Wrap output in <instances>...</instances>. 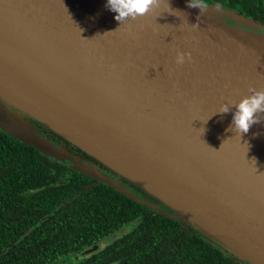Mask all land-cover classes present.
Listing matches in <instances>:
<instances>
[{
  "label": "water",
  "instance_id": "1",
  "mask_svg": "<svg viewBox=\"0 0 264 264\" xmlns=\"http://www.w3.org/2000/svg\"><path fill=\"white\" fill-rule=\"evenodd\" d=\"M203 2L200 14L187 0H159L119 25L105 0H0V129L181 220L241 262L264 264V122L239 137L226 131L232 112L212 114L250 87L264 90V33L242 26L260 23ZM177 52L190 59L175 64ZM27 117L171 211L56 144Z\"/></svg>",
  "mask_w": 264,
  "mask_h": 264
},
{
  "label": "trees",
  "instance_id": "2",
  "mask_svg": "<svg viewBox=\"0 0 264 264\" xmlns=\"http://www.w3.org/2000/svg\"><path fill=\"white\" fill-rule=\"evenodd\" d=\"M226 1L264 26V0ZM27 119L56 144L67 142ZM122 182L145 198L142 189ZM137 219L123 237L79 257ZM186 225L183 229L181 220L152 211L0 129V264H245Z\"/></svg>",
  "mask_w": 264,
  "mask_h": 264
},
{
  "label": "clouds",
  "instance_id": "3",
  "mask_svg": "<svg viewBox=\"0 0 264 264\" xmlns=\"http://www.w3.org/2000/svg\"><path fill=\"white\" fill-rule=\"evenodd\" d=\"M187 2L188 7L198 8L200 14L206 9L203 0H187ZM158 4L159 0H105L104 7L115 13L114 19L121 25L127 20H136L138 17L147 15ZM198 18L199 16L197 23L191 24L193 27L198 25ZM117 29L110 32H115ZM186 59H190L189 53L177 52L175 64L182 65ZM249 93V95L242 96L238 101L221 104L218 111L212 113L214 115L232 112V119L226 131H231L239 137L241 134H246L253 125L264 122V90L258 91L250 87Z\"/></svg>",
  "mask_w": 264,
  "mask_h": 264
},
{
  "label": "flooded vegetation",
  "instance_id": "4",
  "mask_svg": "<svg viewBox=\"0 0 264 264\" xmlns=\"http://www.w3.org/2000/svg\"><path fill=\"white\" fill-rule=\"evenodd\" d=\"M203 1H205V2H208V3H213V4H215V5H217V6H220V7H222V8H224V9H227V10H231V11H233V12H235V13H237V14H240V15H243L244 17H246V18H248V19H250V20H254V19H252V18H250L247 14H245V13H243V12H241L238 8H232L231 7V5H230V3L228 2V1H226V0H224V2H218L217 4H216V1H218V0H210V1H208V0H203ZM254 21H256V22H258V23H260L259 21H257V20H254ZM261 24V23H260ZM234 25H237V23H234ZM242 26L244 27V28H246L247 30H249V31H255V32H259V33H264V26L261 24V26L260 27H257V26H252V25H248V24H242ZM37 122V121H36ZM44 129H46V128H44ZM47 130V129H46ZM47 132H48V134H51L52 135V133H50L49 132V130H47ZM53 138H55V137H53ZM57 141H58V143H61L62 145H64V146H66L68 149H71L72 151H73V153L74 154H76V155H79V156H81V157H83V158H85L86 159V157L87 158H89V161H90V159L92 160L91 162H95V163H99V162H97L94 158H92L91 156H89V155H87V154H85L83 151H81L80 149H78L77 147H75V146H73V145H71L69 142L67 143V142H63V140H58L57 139ZM66 141V140H65ZM88 160V159H87ZM95 160V161H94ZM100 164V163H99ZM101 167L103 168V169H106V166H104V165H102L101 164ZM109 169V168H108ZM112 171V170H111ZM107 172H109V170H107ZM113 172V171H112ZM109 172V173H111V175H113L112 177L113 178H118V179H120L121 181L122 180H126L125 178H123V177H121L120 175H118L117 173H115V172ZM97 181V180H96ZM128 181V180H127ZM128 182H130V181H128ZM131 183V182H130ZM133 184V183H132ZM143 191V190H142ZM145 194H144V196H145V198H143V199H145L147 202H150V203H153V204H157V205H160L163 209H165V205H163L161 202L160 203H154L155 201H158V200H156L154 197H152V196H150L149 194H147L146 192H144ZM168 210H166V211H171L168 207H166ZM183 225V224H182ZM187 225L185 224V225H183V229H186L187 227H186ZM121 230V229H120ZM129 230H131V225H130V227L128 228V229H126V230H121L122 232H125V231H129ZM119 231V230H118ZM108 244V243H107ZM212 245H215V244H212ZM104 246V245H103ZM93 246H91V247H89V248H92ZM100 250V249H99ZM236 261H239V260H236Z\"/></svg>",
  "mask_w": 264,
  "mask_h": 264
}]
</instances>
